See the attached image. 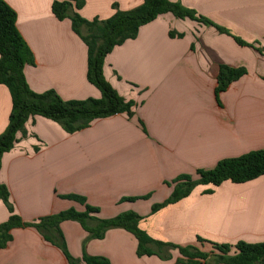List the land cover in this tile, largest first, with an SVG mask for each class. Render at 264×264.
Wrapping results in <instances>:
<instances>
[{"label":"crops","instance_id":"crops-1","mask_svg":"<svg viewBox=\"0 0 264 264\" xmlns=\"http://www.w3.org/2000/svg\"><path fill=\"white\" fill-rule=\"evenodd\" d=\"M17 13V26L35 63L25 74L30 88L55 90L64 100L100 98L87 77L88 47L59 20L54 1L4 0ZM194 10L214 25L171 13L143 26L136 39L115 47L105 60L104 74L135 115L117 114L95 120L89 128L68 134L57 122L32 117L27 136L18 133L15 147L3 155L0 183L10 191L15 212L26 222L59 212L84 211L81 203L62 198L77 194L99 208L107 219L134 211L151 237L178 245L198 237L221 244L264 242V175L245 183L225 181L218 187L197 186L191 195L152 214L166 201L174 181L197 178V170L221 160L264 150V0H171ZM144 0H86L79 14L110 18ZM216 26L227 29L220 32ZM170 31L183 37H171ZM237 36L251 44L240 45ZM247 73L216 95L220 67ZM12 112L9 89L0 85V135ZM212 189V193H206ZM136 201L124 198L144 197ZM10 211L0 200V225ZM61 229L70 254L103 256L111 264H177L173 258L139 257L138 240L122 228L104 239H88L77 221ZM13 240L0 250V264H68L61 249L34 228H16Z\"/></svg>","mask_w":264,"mask_h":264},{"label":"trees","instance_id":"trees-1","mask_svg":"<svg viewBox=\"0 0 264 264\" xmlns=\"http://www.w3.org/2000/svg\"><path fill=\"white\" fill-rule=\"evenodd\" d=\"M86 0L54 1L52 12L59 19H70L73 31L80 36L88 47L89 82L101 92L100 98L84 100H64L55 90L43 93L33 91L27 81L25 68L35 63L34 55L21 35L17 26V13L4 0H0V85H5L11 94L12 112L9 124L0 135V170L2 157L10 152L17 142L18 133L27 136L26 124L35 116L51 119L62 126L68 134H74L89 128L95 120L108 118L117 114L135 115L134 101H127L110 84L104 74L105 60L112 50L128 40L136 39L140 29L167 13L180 19L189 18L206 25H214L194 10L171 0H144L143 4L132 10L122 11L114 6L116 12L110 18L87 20L79 11ZM215 26V25H214ZM220 32L230 34L222 27ZM171 37H183L170 31ZM240 45L251 44L234 36ZM261 53L263 50L258 49ZM245 68H234L227 65L220 67L217 78L216 95L227 91L232 83L246 75ZM197 178L183 175L177 178L171 196L164 202L152 207V214L173 205L191 195L197 186L218 187L225 181L245 183L264 175V150L252 151L239 157L221 160L214 168L200 169ZM208 189L206 193H212ZM62 198L77 201L85 206L84 211L74 208L57 214L39 218L34 222L24 221L16 212L11 201L8 187L0 183V200L10 211L7 222L0 225V250L7 248L13 240L12 231L16 228H34L46 241L62 250L68 264H111L103 256H91L86 252L82 258L73 257L67 246L61 224L64 221H77L89 233L88 239H104L113 228H122L132 233L138 240L139 257L158 256L163 260L173 258L172 251L177 250L180 257L177 264H264V242L221 244L198 237L197 243L178 246L170 242L154 239L140 226L144 217L134 211L121 213L113 218L103 219L97 216L99 208L87 204L86 198L77 195H64ZM144 197L124 198V201H136Z\"/></svg>","mask_w":264,"mask_h":264},{"label":"rangeland","instance_id":"rangeland-1","mask_svg":"<svg viewBox=\"0 0 264 264\" xmlns=\"http://www.w3.org/2000/svg\"><path fill=\"white\" fill-rule=\"evenodd\" d=\"M170 243H172V244H174V245H178V244H175L174 242H170ZM178 246H183V245H178Z\"/></svg>","mask_w":264,"mask_h":264}]
</instances>
